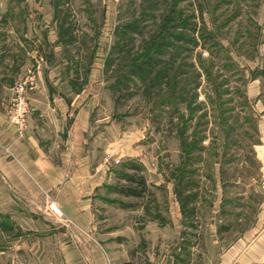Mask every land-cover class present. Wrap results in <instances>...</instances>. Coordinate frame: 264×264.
I'll use <instances>...</instances> for the list:
<instances>
[{"label": "rangeland", "instance_id": "374dc122", "mask_svg": "<svg viewBox=\"0 0 264 264\" xmlns=\"http://www.w3.org/2000/svg\"><path fill=\"white\" fill-rule=\"evenodd\" d=\"M153 4L0 0L9 35L0 61L17 76L7 119L14 84L27 80L25 130L32 125L52 162L61 164L78 115L88 170L105 168L76 220L49 211L54 192L45 212L0 210V264H20L19 255L30 264H59V255L87 264H264V0H175L192 34L206 36L182 53L179 86L112 93L117 70L104 63L118 27L146 11L133 43L154 35L161 10ZM124 175L142 176L139 195L123 192L139 187Z\"/></svg>", "mask_w": 264, "mask_h": 264}, {"label": "crops", "instance_id": "0c3cea01", "mask_svg": "<svg viewBox=\"0 0 264 264\" xmlns=\"http://www.w3.org/2000/svg\"><path fill=\"white\" fill-rule=\"evenodd\" d=\"M9 32L13 34V31ZM5 36L9 38V35L0 28L2 44ZM11 67L12 64L3 65L0 61V180L3 181L0 185L3 193L0 210L8 212L7 215H12V218L16 213L45 212L43 210L45 202L54 192L64 217L76 220L84 208V202L89 200L92 189L101 184L105 168L99 164L98 167L88 170L87 156H83L82 153L85 123L80 121L78 115L74 117L72 127L65 138L60 165L53 163L42 149L33 131L30 130L31 124L23 133L17 132L15 125L7 119V109L4 108V100L7 95L9 96V85L17 77L16 73L10 70ZM257 94L259 95V90L256 91ZM80 114L83 115L82 109ZM8 197L12 201V207L7 204ZM29 221L32 219L23 222ZM18 240L21 241L20 238ZM17 259L20 264H30L23 255H19ZM262 259L261 257L259 262ZM58 262L87 264L82 255H59Z\"/></svg>", "mask_w": 264, "mask_h": 264}, {"label": "trees", "instance_id": "16d2710c", "mask_svg": "<svg viewBox=\"0 0 264 264\" xmlns=\"http://www.w3.org/2000/svg\"><path fill=\"white\" fill-rule=\"evenodd\" d=\"M155 1L158 2L161 12L159 17L157 16V20L153 17L154 35L143 38L136 46L133 43L134 36L130 34L131 30L139 33V37L144 36L143 30L138 26L142 17L147 16L146 11H140L137 17L118 27L120 32L116 34L117 39L111 45L104 63L105 71L112 65L113 71L117 70L113 74V81L108 84L112 93L132 87L140 90L141 94L153 93L152 89L159 91L163 89L162 85H169V82L174 85L171 87L172 90L177 88L182 80H180L181 66L186 65L182 53L190 51L189 48L195 49L199 38L203 39V43L206 40V36L202 32H199L198 35L192 34L194 25L190 23V15L181 13L175 7V0L169 2L167 0H147L149 5L146 6V9H154ZM173 27H178L186 32L176 33L172 30ZM156 37L157 39H154ZM183 45L187 47H182ZM76 65L78 63L73 64V66ZM75 70H78V66ZM196 74L199 75V73ZM262 74L264 75V70ZM170 93L172 95L171 91ZM173 96L177 97V94L174 93ZM183 145L187 146L189 143L183 142ZM124 176L128 180H136V185L139 187H126L123 192L127 195H139L145 187L142 176H138L137 179L129 175Z\"/></svg>", "mask_w": 264, "mask_h": 264}, {"label": "built area", "instance_id": "2783aa9c", "mask_svg": "<svg viewBox=\"0 0 264 264\" xmlns=\"http://www.w3.org/2000/svg\"><path fill=\"white\" fill-rule=\"evenodd\" d=\"M32 83V80L28 81ZM26 86L27 80L18 81L13 86L14 96L11 99L10 107L8 109V120L15 124L19 133L27 127L26 113L28 112V102L26 98ZM109 156V153H108ZM117 162L118 159L114 158ZM49 211L58 217L62 215V212L58 206V203L51 199L48 202Z\"/></svg>", "mask_w": 264, "mask_h": 264}]
</instances>
